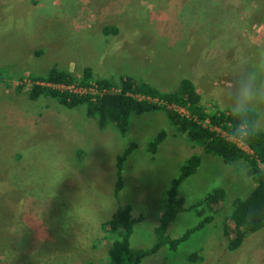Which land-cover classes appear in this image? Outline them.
<instances>
[{"label":"rangeland","instance_id":"rangeland-1","mask_svg":"<svg viewBox=\"0 0 264 264\" xmlns=\"http://www.w3.org/2000/svg\"><path fill=\"white\" fill-rule=\"evenodd\" d=\"M107 26L117 32L105 34ZM53 67L77 78L89 67L95 80L130 77L165 93L188 79L213 114L242 70L264 67V0H0V264H101L110 244L101 225L118 205L116 158L131 143L119 199L141 218L132 248L154 244L167 192L190 157L201 162L179 186L184 206L225 192L203 230L141 264H264V228L234 252L222 234L232 202L254 186L244 161L204 153L162 111L132 115L120 136L112 125L100 130L84 106L16 90ZM160 131L165 140L151 155L147 144ZM199 221L179 213L167 235L177 239ZM194 253L202 260H189Z\"/></svg>","mask_w":264,"mask_h":264},{"label":"trees","instance_id":"trees-1","mask_svg":"<svg viewBox=\"0 0 264 264\" xmlns=\"http://www.w3.org/2000/svg\"><path fill=\"white\" fill-rule=\"evenodd\" d=\"M116 32L113 27L104 28L105 34H115ZM3 79L4 72L0 70V83ZM46 84H77L82 88H88L93 84L97 88L95 94L79 95L62 93L47 87ZM22 89L27 90V96L31 101H36L39 97L44 96L56 100L58 104L69 110L84 106L86 117L94 119L100 130L112 125L120 136L127 134L132 115L140 116L145 113L164 112L175 130L185 135L191 144L199 146L204 153L221 158L227 165L244 161L249 167L248 175L252 178L254 186L244 199L237 198L232 202V209L223 220L222 234L228 240V250L236 251L247 235L264 228V131L257 130L244 141V144L252 151V154H247L222 138L220 133L205 128L203 124L209 120L211 126L219 128L220 131L230 136L228 133L232 119L223 110H217L216 114H207L201 105L200 94L188 79L181 80L174 91L165 93L130 77H119L117 80H95L89 67L83 69L80 78L53 67L45 75L28 76L27 83L16 87L18 92ZM103 90L106 92L102 93ZM146 98H149L150 101H147ZM154 98L185 108L190 119L180 117L174 111L153 102ZM194 118L195 121L192 120ZM256 119L258 120V116ZM165 137V133L160 131L149 141L146 151L155 155ZM136 148L137 145L131 143L116 158L114 197L118 205L111 218L101 225L102 231L106 234L104 238L110 242L105 259L101 260V264H141L145 258L157 254L162 248H167L168 251L176 249L191 235L203 230L213 221V216L219 212L225 197L223 190L216 189L192 206L188 208L184 206V201L177 198L179 186L196 173L201 162L198 156L190 157L182 166L179 176L172 181L167 192L166 209L158 226L154 229V244L148 249L132 248L130 238L134 231V225L140 222L141 218L132 217L130 205L120 204L119 194L124 185V165ZM186 211L194 212L200 219L199 223L194 228L187 230L181 237L171 239L167 235L169 225L179 213ZM228 224L231 226L229 227ZM189 260L199 261L202 260V257L194 253L189 256Z\"/></svg>","mask_w":264,"mask_h":264},{"label":"clouds","instance_id":"clouds-1","mask_svg":"<svg viewBox=\"0 0 264 264\" xmlns=\"http://www.w3.org/2000/svg\"><path fill=\"white\" fill-rule=\"evenodd\" d=\"M222 110L232 119L229 135L244 142L259 128L257 116L264 115V67L242 70L223 93Z\"/></svg>","mask_w":264,"mask_h":264},{"label":"built area","instance_id":"built-area-1","mask_svg":"<svg viewBox=\"0 0 264 264\" xmlns=\"http://www.w3.org/2000/svg\"><path fill=\"white\" fill-rule=\"evenodd\" d=\"M41 84V83H40ZM43 85V84H41ZM47 87L55 89L59 92L62 93H68V94H95L96 93V86L95 85H91L88 88H82L80 86H78L77 84H46ZM106 91L103 90L102 93H105ZM147 101H150L149 98H146ZM153 102L158 103L159 105L166 107L168 110L174 111L176 114H178L180 117H185V118H189L190 119V115L188 113V111L181 107L178 106L176 104H170L164 101H159L157 98L152 99ZM214 114H216V112H213ZM192 120H196L195 118ZM203 126L205 128H208L212 131H216L218 133H220L221 137L224 138L225 140L233 143L238 149H240L241 151L247 153V154H252V151L244 144V142H239L234 140L231 136H228L226 133L220 131L219 128L217 127H213L210 125L209 120H206L203 124Z\"/></svg>","mask_w":264,"mask_h":264},{"label":"crops","instance_id":"crops-1","mask_svg":"<svg viewBox=\"0 0 264 264\" xmlns=\"http://www.w3.org/2000/svg\"><path fill=\"white\" fill-rule=\"evenodd\" d=\"M190 81V80H189ZM197 90V92L200 94V96H201V99H202V93H201V90L200 89H196ZM258 119H259V117H258Z\"/></svg>","mask_w":264,"mask_h":264}]
</instances>
